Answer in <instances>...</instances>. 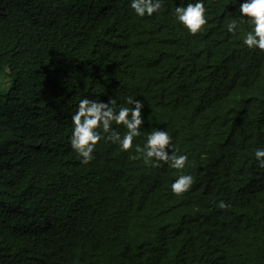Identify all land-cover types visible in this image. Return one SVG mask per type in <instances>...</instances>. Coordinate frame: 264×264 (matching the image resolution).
Here are the masks:
<instances>
[{
    "label": "trees",
    "instance_id": "16d2710c",
    "mask_svg": "<svg viewBox=\"0 0 264 264\" xmlns=\"http://www.w3.org/2000/svg\"><path fill=\"white\" fill-rule=\"evenodd\" d=\"M0 264H264V0H0Z\"/></svg>",
    "mask_w": 264,
    "mask_h": 264
}]
</instances>
